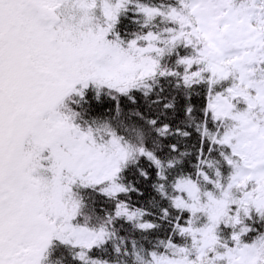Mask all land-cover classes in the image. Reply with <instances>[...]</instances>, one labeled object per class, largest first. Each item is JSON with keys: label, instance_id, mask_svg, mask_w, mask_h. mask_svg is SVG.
Masks as SVG:
<instances>
[{"label": "snow or ice", "instance_id": "6c2138e0", "mask_svg": "<svg viewBox=\"0 0 264 264\" xmlns=\"http://www.w3.org/2000/svg\"><path fill=\"white\" fill-rule=\"evenodd\" d=\"M0 264H264V0H0Z\"/></svg>", "mask_w": 264, "mask_h": 264}]
</instances>
